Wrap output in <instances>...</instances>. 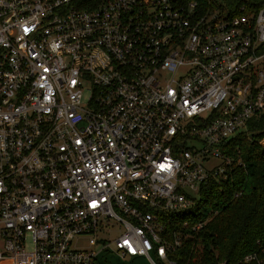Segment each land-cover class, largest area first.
<instances>
[{
  "label": "built area",
  "instance_id": "2783aa9c",
  "mask_svg": "<svg viewBox=\"0 0 264 264\" xmlns=\"http://www.w3.org/2000/svg\"><path fill=\"white\" fill-rule=\"evenodd\" d=\"M82 3L0 0V264H176L167 224L264 127V1Z\"/></svg>",
  "mask_w": 264,
  "mask_h": 264
},
{
  "label": "trees",
  "instance_id": "16d2710c",
  "mask_svg": "<svg viewBox=\"0 0 264 264\" xmlns=\"http://www.w3.org/2000/svg\"><path fill=\"white\" fill-rule=\"evenodd\" d=\"M104 0H83L93 8ZM258 6L264 0H253ZM264 127L260 119L245 123V129L231 136L223 152L233 159L228 177L202 185L194 204L175 215L167 231H176L179 246L170 255L176 264H204L225 259L236 261L255 253L264 264ZM239 160L240 164H235ZM203 207L205 212H199ZM198 229L181 234L180 223ZM262 250V251H261ZM251 264V263H249Z\"/></svg>",
  "mask_w": 264,
  "mask_h": 264
},
{
  "label": "rangeland",
  "instance_id": "374dc122",
  "mask_svg": "<svg viewBox=\"0 0 264 264\" xmlns=\"http://www.w3.org/2000/svg\"><path fill=\"white\" fill-rule=\"evenodd\" d=\"M207 114L208 112H205L201 116L204 118L207 116ZM260 144L263 145L264 141H261ZM199 212H205V209L203 207H200ZM184 231L187 233V230ZM119 232L120 229H117V227L113 223L112 231L108 238L109 239L114 238ZM97 264H150V262L144 256L141 255H133V256L124 255L123 257H120L114 251H108V252L102 251L97 255Z\"/></svg>",
  "mask_w": 264,
  "mask_h": 264
}]
</instances>
